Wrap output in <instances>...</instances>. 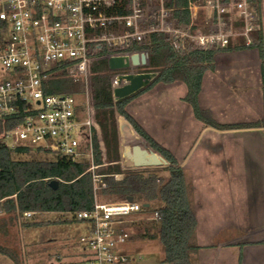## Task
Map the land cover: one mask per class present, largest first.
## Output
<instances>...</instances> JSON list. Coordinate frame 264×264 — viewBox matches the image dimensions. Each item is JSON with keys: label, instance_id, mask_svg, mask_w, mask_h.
Here are the masks:
<instances>
[{"label": "built area", "instance_id": "1", "mask_svg": "<svg viewBox=\"0 0 264 264\" xmlns=\"http://www.w3.org/2000/svg\"><path fill=\"white\" fill-rule=\"evenodd\" d=\"M167 1L0 0L5 39L0 42V117L20 119L1 137L12 149L40 148L90 162L94 205L74 213L87 224L80 238L87 251L84 264H135L127 251L133 236L129 217L148 208L134 200L100 199L112 185L105 178L108 175L96 172L100 165L94 162L93 134L98 123L91 103L93 63L141 52L140 47L157 34L168 35L178 50L260 43V0H189L191 20L185 26ZM62 65L83 80L81 93L45 92L44 81ZM123 70L113 75L112 89L121 84L120 75L140 73ZM114 177L119 181L123 175ZM159 217L155 209L150 219Z\"/></svg>", "mask_w": 264, "mask_h": 264}, {"label": "trees", "instance_id": "2", "mask_svg": "<svg viewBox=\"0 0 264 264\" xmlns=\"http://www.w3.org/2000/svg\"><path fill=\"white\" fill-rule=\"evenodd\" d=\"M189 0H168L174 7L175 17L183 26L191 20ZM4 26L0 22V42L4 41ZM260 43L264 36L258 32ZM259 43V44H260ZM239 48H245L238 44ZM149 53V64L138 72H158L154 80L133 95L115 101L112 77L117 72L109 68L108 60L101 58L92 65L91 103L95 107L96 120L102 131L103 148L97 128L94 129V162L100 165L96 172L106 174L112 187L101 195V200L122 201L129 195L135 202L152 203L161 201L157 208L160 217L142 233L143 237L159 238L165 252L164 261L169 264H193L192 258L200 248L197 242V216L193 198V183L186 170L173 153L160 144L144 126L128 111L129 102L140 92L157 83L183 82L187 86L184 100L193 109L195 116L207 125L229 129L240 124L217 123L210 110L202 108L199 94L205 73L216 67V56L221 49L184 48L178 50L166 34H157L140 47ZM45 92L78 94L84 90V82L65 65L44 81ZM117 114L123 116L136 134L149 146L169 161L164 166L169 175L162 176L152 169H124L120 163L121 153ZM20 119L0 117V211L20 214L32 211L70 212L91 209L94 205L93 175L90 162L77 161L68 156H56L53 160L22 159L18 156L30 151V147L10 148L1 134L14 126ZM260 124V123H258ZM36 150L42 151L40 148ZM123 177L116 181L114 174ZM58 179L59 185H50ZM145 212L150 211L149 207ZM12 217H14L12 215ZM74 219H76L74 217ZM69 219H64L66 221ZM78 220V219H76ZM30 226L38 224L31 221ZM0 249L4 247L0 245Z\"/></svg>", "mask_w": 264, "mask_h": 264}, {"label": "crops", "instance_id": "3", "mask_svg": "<svg viewBox=\"0 0 264 264\" xmlns=\"http://www.w3.org/2000/svg\"><path fill=\"white\" fill-rule=\"evenodd\" d=\"M260 12L264 36V0ZM228 51L205 73L199 103L217 123L240 127L219 129L198 119L180 81L157 83L127 108L192 180L200 246L193 264H264V40ZM13 223L0 211L3 241ZM0 245V253L11 254Z\"/></svg>", "mask_w": 264, "mask_h": 264}, {"label": "rangeland", "instance_id": "4", "mask_svg": "<svg viewBox=\"0 0 264 264\" xmlns=\"http://www.w3.org/2000/svg\"><path fill=\"white\" fill-rule=\"evenodd\" d=\"M228 50L229 49H221L218 53H223L225 51L229 52ZM221 55L227 56L228 54ZM222 62L225 63L224 67H227L226 69L228 70V59L222 60ZM141 67L144 66H138L132 69L129 68L120 72H128L131 70L138 72L141 70ZM157 75V73L151 75L146 86H148ZM117 121L121 153L120 161L122 167L134 170L152 169L157 170L158 174L162 176L169 175V171L165 170L163 168L164 166H136L131 164V162L125 158V150L133 144L151 150L153 149L145 140L135 133L132 127L131 129L133 132L126 130L127 135H124L120 129V122L128 121L123 116L117 114ZM160 125L164 126L165 123H161ZM97 131L101 144L103 148H105L102 139V131L99 125L97 126ZM249 134L252 135V133ZM56 156L55 152L44 150L39 151L35 148H31L28 153L22 154L18 157L22 159L35 158L41 160H53ZM79 159L87 160V157L81 156ZM161 205V201L152 202L149 206L150 211H147L144 214H132L129 217L133 236L127 247V251L130 253V256L134 258L135 264H169L164 261L165 252L160 239L142 236V233L146 231V228L153 224V220L150 219L153 215V211ZM12 215L14 216V223L10 228L7 240L3 241L0 236V242L9 245L12 248V252L10 255L0 253V264H84L87 251L84 250V245L80 241V238L87 232V224L85 221L74 219V215L70 212H38L29 217L16 213ZM64 219L69 220L63 221ZM31 221H36L38 224L30 226L29 223Z\"/></svg>", "mask_w": 264, "mask_h": 264}, {"label": "water", "instance_id": "5", "mask_svg": "<svg viewBox=\"0 0 264 264\" xmlns=\"http://www.w3.org/2000/svg\"><path fill=\"white\" fill-rule=\"evenodd\" d=\"M149 64V53L147 50L134 53H126L123 55H113L108 59L109 68L112 70L127 69L133 66H147ZM155 75V72H140V73H125L120 75L119 86L113 88V97L115 101L121 100L123 98L129 97L134 93L141 90L146 86L151 78V75ZM146 75V77H145ZM120 129L127 135V131L133 132L131 126L126 121L120 122ZM125 158L131 162V164L136 166H168L169 161L163 157L161 154L154 150L146 147H141L137 144L130 145L125 150ZM50 185L57 188L59 185L58 179H52ZM127 200L132 202L134 197L129 195ZM145 207H149L150 203H144Z\"/></svg>", "mask_w": 264, "mask_h": 264}, {"label": "bare ground", "instance_id": "6", "mask_svg": "<svg viewBox=\"0 0 264 264\" xmlns=\"http://www.w3.org/2000/svg\"><path fill=\"white\" fill-rule=\"evenodd\" d=\"M153 75V74H152Z\"/></svg>", "mask_w": 264, "mask_h": 264}]
</instances>
